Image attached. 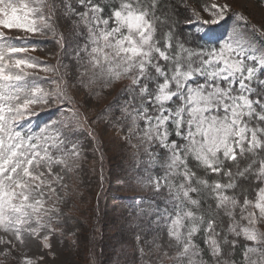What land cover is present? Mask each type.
<instances>
[{
	"label": "snow or ice",
	"instance_id": "1",
	"mask_svg": "<svg viewBox=\"0 0 264 264\" xmlns=\"http://www.w3.org/2000/svg\"><path fill=\"white\" fill-rule=\"evenodd\" d=\"M232 9L0 0V264H96L75 201L108 129L150 193L114 264H264V22ZM48 35L71 68L30 54Z\"/></svg>",
	"mask_w": 264,
	"mask_h": 264
},
{
	"label": "rangeland",
	"instance_id": "2",
	"mask_svg": "<svg viewBox=\"0 0 264 264\" xmlns=\"http://www.w3.org/2000/svg\"><path fill=\"white\" fill-rule=\"evenodd\" d=\"M230 2L233 5V12L243 13L250 25L258 27L261 22H264V10L261 9L259 1L230 0ZM234 23L235 20L232 17L222 22L220 26L215 28V36L212 39H216L220 33L230 29ZM36 39L48 41V43L30 53L32 56L51 65L62 62L68 68L72 67V62L75 60L73 47H68L66 52L62 51L60 46L54 42L52 35L38 36ZM205 40L207 41L208 38L206 37ZM39 74L45 75L43 72ZM107 99L110 100L111 96ZM50 118H52L50 112H41L33 118L32 123L33 125L43 124ZM86 150L89 157L88 165H86L88 172L82 177L84 183L80 186L86 203L81 204L79 199L75 203L88 217L86 227L89 229V236L93 242L92 247L95 249V245L98 244L103 250L101 256L95 255L96 264H114V251L120 252L121 247L127 249V245H121L120 241L123 235L128 234V229L131 227L128 217L134 209L141 205V197H148L150 193L131 186L130 176L135 169L132 167L128 150L121 147L120 139L111 129H108L100 140ZM101 153L103 154L102 160L100 159ZM93 154H95V159L92 158ZM101 173L103 175L102 184L100 181ZM148 202L147 200L144 201V203ZM92 209H98V211L93 212ZM100 231H102V236L98 233ZM93 232L95 233L94 236L92 235ZM75 251L72 249L73 253ZM69 258L75 259V256Z\"/></svg>",
	"mask_w": 264,
	"mask_h": 264
},
{
	"label": "trees",
	"instance_id": "3",
	"mask_svg": "<svg viewBox=\"0 0 264 264\" xmlns=\"http://www.w3.org/2000/svg\"><path fill=\"white\" fill-rule=\"evenodd\" d=\"M256 1H259V0H256ZM176 2L179 3L180 0H176ZM186 3H187V6L190 9H192V8H198V7L202 6L203 3H204V0H186ZM202 42H207V41L205 40V41H202ZM98 233H100L99 235H101L102 234V231H100ZM94 250H95L94 253H95L96 256H98V255L101 256L102 253H103L102 248L99 247L98 244L95 245V249Z\"/></svg>",
	"mask_w": 264,
	"mask_h": 264
}]
</instances>
